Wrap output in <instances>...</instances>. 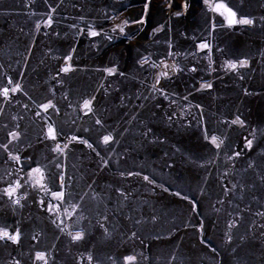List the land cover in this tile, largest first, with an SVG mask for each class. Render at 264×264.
I'll return each instance as SVG.
<instances>
[{"label":"rangeland","instance_id":"1","mask_svg":"<svg viewBox=\"0 0 264 264\" xmlns=\"http://www.w3.org/2000/svg\"><path fill=\"white\" fill-rule=\"evenodd\" d=\"M145 2L149 4L147 12L143 7ZM184 3L188 4L186 11L180 7ZM228 3L252 16L256 26L237 27L229 31L217 29L211 53L215 72L209 74L207 70V53H197L200 64L196 73L185 72L163 82L165 89L175 93L177 105L173 107L185 103L180 100V96L192 93L189 96L191 103H200L204 107L209 135L216 133L226 137L216 162L211 163L215 150L210 151L202 141L195 120L191 121L190 128L175 123L168 126L162 117L170 109H154L151 102H145L141 107V101L135 99L137 95H149L147 88L139 83V79L149 74L137 66L140 56L158 61L161 56L167 54L166 41L172 43L173 51L192 52L194 42L187 37L200 38L206 35V19L201 0H61L59 12L61 16L66 15L68 20H61L59 38L44 35L46 30L43 29L40 32L33 30L34 20L39 16H30V13L45 11L43 0H33L27 8L25 0H0V66L20 80L24 90L31 97L29 99V96L18 94L16 99L19 103H27L34 109L33 100L42 101L49 95L47 89L54 85L50 76H55L57 67L62 63V60L52 57L66 54L74 47V59L71 63L85 70L70 73L65 78L64 88L53 87L54 102L60 108V116L57 117L55 113L50 115L64 132L78 133L89 138L95 146L97 130L93 121L68 108V101L63 100L61 93L71 87L70 100L73 105L81 96L95 95L94 105L97 110H104L105 127L109 130L116 129L118 141L110 148H98L105 158L111 152L112 160L116 161L106 169L98 167L95 153L79 144H70L67 159H62L67 174L73 177L69 189L72 195L76 200L84 195L81 203L88 219L81 223L91 235L82 243L69 244L68 238L57 233L47 216L33 204V199L38 197L35 192H30L27 203L23 208L17 209L15 216L6 205L0 207V218H5L12 225H15L17 220L20 221L19 226L23 232L19 249L0 244V264H6L11 256H18L19 251L27 250L29 245L33 244L29 239L33 233L40 234V240L35 243V247L56 245L54 251L58 264H75V257L88 250H91L94 256L104 259L105 264H108V255L120 257L129 253L137 255L139 264H264V238L258 231L244 243L236 241L233 245L238 249L235 256L231 248H225L222 243V233L229 212L235 213L239 208L247 206L244 223L234 233L239 236L245 233L247 222L255 218L252 212L258 209L264 211V186L258 179L260 172L264 170V156L260 155L264 151V138H258V143L251 151L244 149L243 142L250 127L264 129V23L260 20V17L264 16V0H228ZM177 11L181 13L180 16L175 15ZM77 16H83L87 22H92L97 30L102 28L112 39L105 40L103 35L91 39L81 35L74 39L72 31L66 25L75 23ZM141 17L144 23H134ZM124 21L127 23L122 24ZM117 24L124 27L123 35L118 30L112 32V28ZM53 27L56 28L55 25ZM64 33H67L66 37ZM196 42H199V39ZM93 44L96 45L95 49ZM217 45L226 48L230 56L248 59L249 67L239 70L245 76L243 81L221 69L220 62L223 57L214 51ZM29 46L32 47L31 53L27 51ZM22 56L28 57L27 63L23 61ZM113 63L118 66V70L125 72L128 79L107 77L102 72L95 71L96 68L111 66ZM181 63L186 67L196 66L191 56ZM20 70L24 72L23 77L19 75ZM152 71L155 70H149ZM201 79L212 82L213 89L195 92L197 81ZM0 82H3L2 78ZM101 82L104 87H100ZM108 84H111L112 88H107ZM117 88L119 91L115 90ZM244 88L254 94L243 95ZM121 95L131 97V102L126 100V106L121 105ZM13 104H16V100ZM6 111L9 114L25 116V119L20 121L25 133L23 142L27 144L31 141L33 147L25 151L22 158L31 156L33 162L39 160L41 164L52 161L49 145L37 141L40 122L30 119L32 112L24 110L19 104L9 107ZM236 114L246 121L248 127L219 123L220 119L230 120ZM73 120L76 124L72 123ZM129 120L131 123H127ZM6 122H9L6 117H0V123ZM9 126L11 127V124ZM145 126L153 129L150 139L155 142L148 143L141 137L140 133ZM84 127L90 128L91 131L84 133ZM124 128L129 130L120 136L119 133L123 132ZM159 138H163L165 143L160 144ZM3 139L4 133L0 131V140ZM232 150L240 151L242 155L235 160V171L231 179L237 183L241 179H255V187L248 190L242 202L232 198L230 207L227 203L218 205L216 201L222 195L221 184L229 186V178L223 177L221 173L228 167L226 154H231ZM117 153L123 155L124 159L118 160ZM250 160L255 162L256 169L242 172L241 169H245ZM169 164L172 165L171 168L168 167ZM6 167L10 169L11 165H4L3 158L0 157V177L6 175ZM128 170L140 171L142 175L154 177L158 183L169 188V193L147 185L142 176H119V171L126 173ZM88 184H92L91 190L87 188ZM2 186L0 184V187ZM115 187L132 193L126 207L122 209L113 203H119V198L112 191ZM177 187L192 203L198 205L196 212L191 211L188 201L172 194ZM97 193L100 194V199L92 200L91 197ZM253 196L256 197L255 200H252ZM109 197L111 199H108ZM213 205L220 208L219 213L213 211ZM133 208L136 209L135 212H132ZM106 212L112 217L106 225L109 230L112 231L114 224L119 226L117 231H112L111 239H105L98 227L90 226H95L98 217ZM153 213L159 217L156 223L147 221ZM125 215L143 219L144 223L134 227L131 221L124 219ZM186 220L189 224L184 227L183 222ZM200 220L205 222V228L203 235L198 237L193 225L198 224ZM68 223L72 224L73 220L70 219ZM169 228H172L171 235L167 231ZM128 229L136 231L139 236L129 239L131 232H128ZM57 235H60L59 240L56 239ZM154 236L159 238L154 239ZM201 239L203 244L200 243ZM213 248L216 249L215 252L212 251ZM140 253L150 259L144 261Z\"/></svg>","mask_w":264,"mask_h":264},{"label":"snow or ice","instance_id":"2","mask_svg":"<svg viewBox=\"0 0 264 264\" xmlns=\"http://www.w3.org/2000/svg\"><path fill=\"white\" fill-rule=\"evenodd\" d=\"M33 0H25V7L29 5ZM61 0H43V6L45 11L30 13V16H39L38 19L34 20V32H40L42 29L46 30L44 35H51L52 37L59 38L61 32L59 31V26L61 20L67 21L68 17L66 15L61 16L59 12ZM203 11L205 13V28L204 32L206 35L197 38L196 36L187 37L194 42V51L192 52H180L173 51V45L170 41H166L167 44V54L166 56H161L158 61L150 60L148 57L140 56L137 61V66L144 70L148 75H145L142 79H139L140 85L147 88L149 95H137L135 99L141 101V107L144 106L145 102H151L154 109H162L167 107L170 111L165 112L162 117L165 124L171 126L172 124H177L178 126H183L184 128L191 127V121L195 120L197 126L200 129L202 141L206 143L209 150H215V156L211 158L210 162L215 163L219 156V152L222 146L225 144L226 137L209 132L206 127V118L204 115V107L200 103H191L188 95L180 96V100L184 101L183 105L173 107L177 105V100L174 98L175 93L167 90L163 86V82L169 79L175 78L179 74L196 73L198 71V65L200 64V59L197 53H207L205 59L207 60V70L209 74L215 72L216 69L213 68L214 61L211 58V53L213 51L212 41L216 39L215 33L217 29L220 30H233L237 27H255L256 22L254 18L248 14L243 13L240 9L230 6L228 0H201ZM171 6V5H169ZM75 8V5H73ZM144 11L147 12L149 9V4L144 3ZM185 11L188 9V4L184 3L180 5ZM176 16H180L181 13L177 11ZM59 17V19H58ZM106 19H111V17H106ZM75 23H67V28L72 31L73 38H78L81 35H85L87 38L91 39L93 37H99L103 35L105 40H111L112 36L104 32L101 28L97 30L92 22H87L83 16L75 17ZM262 23H264V16L260 17ZM127 23V21L122 22V24ZM134 23H144L143 17L140 20L134 21ZM122 24H117L112 28V32L119 31L120 34H124V27ZM56 26L54 29L53 26ZM84 25V26H81ZM156 31V30H154ZM183 35V33H182ZM67 36V33H64ZM35 39V37H33ZM199 39V42H196ZM92 47L95 49L96 45L93 44ZM29 53L32 52V47L27 48ZM52 49H49L51 52ZM214 51L218 53L223 59L220 62V67L226 73H232L240 81L245 79V76L239 71L240 69H247L249 67V61L247 58L233 57L230 56L226 48H222L219 45L215 46ZM75 48L73 47L66 54L54 56L52 58L57 60H62V63L56 69L55 76H50V79L54 82L53 86L48 87L47 91L49 93L42 101L33 100L35 105L34 109L30 108L27 103L20 104L17 100V95L21 94L23 96H29V94L24 90V86L20 80L15 79L6 69L0 66V78L3 82H0V117H6L9 122L0 123V131L4 133V139L0 140V157L3 158L4 165H11V168H5L6 175L0 177V207L6 205L11 209L12 215H16L18 208H23L25 203L29 198L30 192H35L38 198L33 199V204L39 209L42 214H45L49 220V223L56 229L57 233L66 236L68 238L69 244H79L85 241L86 237L91 235L87 228L82 226V221L88 219L85 215V210L82 206V201L84 200V195H81L79 200H76L69 190L73 177L69 176L66 172V166L62 162L67 159V153L69 151L70 144H79L83 148L90 150V152L95 153L98 158V167L101 169H106L110 164L116 161L112 160V153L107 154V158L102 154L98 148L100 146L110 148L112 144L118 143L116 140V129L113 128L109 130L105 127V120L103 117V109L97 110L94 105L96 100L95 95L81 96L76 104L73 105L70 100V95L72 93L71 87H68L66 92H62V98L68 101V108L77 112L85 118L93 121L94 126L97 130V138L95 141V146L93 142H90L89 138H85L82 135L69 134L64 132L63 128L57 124L56 120H53L50 113H55L57 117L60 116V108L54 102L55 92L53 87L59 86L60 88L65 87V78L69 76L70 73L76 71H84L85 69L78 68L71 63L73 61V53ZM47 55V53H46ZM191 56L195 62L196 66L186 67L183 66L181 61L187 59ZM22 59L27 63L28 57L22 56ZM19 63V61H17ZM10 67V66H9ZM149 70H155L149 72ZM95 71L102 72L107 77H118L128 79L124 71L118 70V66L113 63L111 66H105L103 68H96ZM19 75L24 76L23 70H20ZM137 79V77H132ZM198 87L194 89L195 92L210 91L213 89L214 85L212 82L201 79L197 81ZM100 87H104V83L101 82ZM107 88H112L111 84L107 85ZM99 89H97L98 91ZM119 91V88L115 89ZM107 94V91L105 92ZM254 93L250 92L248 88L243 89V95L249 96ZM29 99L31 97L29 96ZM121 105H125V101L131 102V97H126L125 95L120 96ZM16 100V104H19L21 108L26 111L32 112V117L30 119L35 122H40V134L37 137V141L49 145V152L52 154V161L46 164H41L39 160L35 162L32 161L31 156L23 157L22 154L28 149L32 148L33 145L31 141L25 144L23 141L25 139V133L22 131L20 121L25 119L24 115H15L7 113L9 107H16L13 101ZM194 110V111H190ZM76 124V121H72ZM131 123V121H127ZM143 124V121H141ZM220 124H228L229 126H239L241 128H246L248 125L246 121L241 118L239 114L233 116L230 120L220 119ZM11 124V127L9 126ZM128 128H124L123 132L119 135L123 136L124 133L128 132ZM84 133H89L90 128L84 127L82 129ZM153 129L151 127L145 126L144 130L140 133L144 141L148 143H153L155 140L150 139ZM258 138H264V129H258L256 127H250L248 134L244 136V149L251 151L254 145L258 143ZM158 142L160 144L165 143L163 138H159ZM179 151V149H177ZM118 160H123L124 156L117 153ZM242 155L240 151L232 150L231 154H226V162L228 167L221 175L228 179V185L225 187L221 184L222 195L217 198L216 204L224 205L227 203L230 207L232 205V198H236L239 201H243L248 190L255 187V179L245 180L241 179L237 183L234 179H231L235 171V160ZM264 156V151L260 153ZM203 166V165H201ZM169 168L172 167L171 164L168 165ZM257 165L254 161L250 160L247 162L246 168L241 169L242 172H247L248 170H255ZM54 169V171H50ZM26 170V171H25ZM119 176L127 177H141L142 180L147 184L152 186L154 189L159 188L163 193H169V188L165 187L162 183H158L154 177L148 174H143L140 171L128 170L126 173L124 171H119ZM260 184L264 186V170H262L258 176ZM87 188L92 189V184H88ZM116 197L119 198V203L113 201L118 208L126 207V202L132 196L131 192H126L125 190L115 187L112 189ZM87 194V193H85ZM173 195L179 197L181 200H186L191 205V211L196 212L198 205L192 203L188 196L181 193L179 187L176 191L172 193ZM92 200L100 199V194H94ZM108 199H111L109 197ZM256 197L253 196L252 200ZM264 207V205H262ZM213 211L219 213L220 208L216 205L212 206ZM247 206L244 208H239L235 213L229 212L228 219L226 220L225 230L222 233V243L225 248H231L233 256L236 255L238 249L233 245L239 240L244 243L255 231L260 233V236L264 238V211L256 210L252 212V216L255 217L247 222V226L244 234L239 236L234 235V233L240 228L241 224L244 223V213L247 211ZM136 209L133 208L132 212ZM114 215V214H113ZM72 219L73 223L69 224L68 221ZM112 217L106 212L102 216H99L96 220L95 226L98 227L105 239L112 238V231H117L119 229L118 225H113L112 231L109 230L108 225ZM125 220L131 221L133 226H140L144 223L143 219L134 218L131 215H125ZM159 217L156 214H152L147 218L150 223H156ZM189 221H184L183 226L187 227ZM20 225V221H16L15 225L9 224L5 218H0V244L5 246H13L19 249L22 243L23 232ZM195 233L197 236H202L205 228V222L200 220L198 224L193 225ZM178 230V229H177ZM169 234H172V228L167 229ZM131 232L129 239L137 238L139 234L132 229H128ZM159 238L158 236H154ZM29 239L33 242L30 244L27 250H21L18 252V256H11V259L6 261V264H58L56 260V253L54 251L56 245L52 244L51 247L37 248L35 243L39 242L40 234L33 233ZM57 240L60 239V235H57ZM143 242V238L141 237ZM200 243L203 244L204 241L201 239ZM213 252L216 251L215 248L212 249ZM139 255L142 256L144 261H148L150 258L143 253ZM108 264H139L136 254H123L120 257L113 255H108L106 257ZM75 264H105V260L98 256H94L91 250L86 253H80L75 257Z\"/></svg>","mask_w":264,"mask_h":264}]
</instances>
